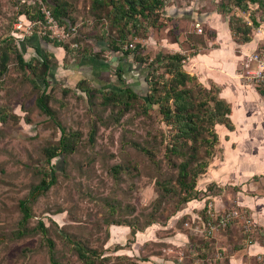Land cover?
<instances>
[{
	"label": "rangeland",
	"instance_id": "obj_1",
	"mask_svg": "<svg viewBox=\"0 0 264 264\" xmlns=\"http://www.w3.org/2000/svg\"><path fill=\"white\" fill-rule=\"evenodd\" d=\"M28 1L66 9L64 21L72 29L61 41L69 52L38 32L10 41L17 37L15 22ZM159 14L157 26L130 33L124 49L141 43L149 61L158 51L182 53L186 69L196 74L193 58L201 50L222 48L231 40L254 44L237 64L246 89L245 98L234 100L239 141L232 142L223 133L225 126L216 125L220 140L209 158L200 152L209 165L197 178V198L189 202H181L175 192L181 157L166 153L174 128L158 106L144 114L139 102L129 108L106 105L102 93L88 97L81 90L91 82L106 90L123 87L116 74L122 66L127 82L146 92L148 64L139 65L132 52L127 56L108 46L118 33L106 9H95L93 0H0V60L9 44L27 60L47 54L53 66L51 116L36 105L44 82L37 88L14 52L8 71L0 74V107L18 116L0 122V264H87L74 242L96 250L94 264H264V94L259 91L264 81L255 82L251 74L261 67L257 61L244 62L245 54L264 49V6L166 0ZM91 50L101 53L99 59L84 58ZM210 82L203 83L211 87ZM253 89L259 92L256 97L250 94ZM63 130L74 140L72 149L52 159L57 180L32 204L30 232L17 234L20 201L42 179L49 167L47 148L59 144ZM231 213L227 224L220 223ZM40 221L47 234L38 230Z\"/></svg>",
	"mask_w": 264,
	"mask_h": 264
},
{
	"label": "trees",
	"instance_id": "obj_2",
	"mask_svg": "<svg viewBox=\"0 0 264 264\" xmlns=\"http://www.w3.org/2000/svg\"><path fill=\"white\" fill-rule=\"evenodd\" d=\"M249 2H259L264 6V0H234V3L242 9L247 8ZM165 3L166 0H93L95 9H106L110 25L118 33L117 39L108 41L109 48L113 52L122 51L127 56L132 52L139 65L148 64L146 73H144L146 92L141 93L127 82L122 66L117 67L116 74L124 84L123 87L106 90L102 86L92 84L87 77H84L83 80L85 82L86 80L90 81L92 86L82 85L81 90L88 97L92 96L93 91L102 93L103 102L106 105H123L125 108H129L133 103L139 102L144 114H149L154 106H158L164 121L174 128L171 140L166 145V153L181 157V161L177 163L179 191L175 190V192L180 195L181 202H189L197 198L200 192L197 189V178L206 171L209 165L208 159H203L200 152L204 151L208 158L213 155L215 146L220 140L216 130L217 124L224 125L230 131L235 129V124L231 117L232 103L221 96V86L211 80V87H208L198 78V75L190 73L185 67L187 60L185 55L179 52L158 51L155 57L149 61L142 53L143 46L141 43L124 49L125 44H128L127 38H129L130 33L138 32L140 27L147 30L148 25L157 26L159 11L163 9ZM38 4L37 1L35 3L29 1L28 4L24 5L25 8L21 9L19 15L26 14L31 18L42 17L41 6L39 4L37 8ZM33 7H36V11L31 13L30 9ZM50 10L54 17L71 32V25L64 21L66 9L57 4ZM44 38L46 41L64 48L67 52L70 51L69 45L61 40L50 37ZM13 40L16 39L10 38L11 42ZM249 40H251L250 37L244 38V41ZM11 51L16 54L19 65L25 70H30L33 74L31 80L37 88H41L40 80L44 82L45 87L40 90V94L36 98V105L43 113L51 116L53 112L49 105L48 87L50 85L49 75L53 66L48 55L40 54V59L27 60L19 47L7 44L1 53V75L8 71ZM100 54L91 50L83 56L84 58L99 59ZM259 91L264 94V88L260 87ZM17 118L15 113L7 112L0 107V122L6 123ZM94 136L95 132L93 131L91 132V139ZM73 141L71 134L63 130L59 144L47 148L49 167L43 171L42 179L32 186L29 195L20 201L21 218L17 234L26 235L30 232L29 222L34 216L32 204L45 194L57 180L55 165L51 163L52 159L71 150ZM141 149L150 152L147 147L141 146ZM38 226V230L47 234L48 228L43 221H40ZM49 244L52 252L51 258L53 262L57 263L53 253L54 242L49 240ZM74 244L79 257L87 264H94L97 256L96 250L79 242H74Z\"/></svg>",
	"mask_w": 264,
	"mask_h": 264
},
{
	"label": "crops",
	"instance_id": "obj_3",
	"mask_svg": "<svg viewBox=\"0 0 264 264\" xmlns=\"http://www.w3.org/2000/svg\"><path fill=\"white\" fill-rule=\"evenodd\" d=\"M252 47H254L253 43L240 45L231 40L225 43V46H222V48L221 46L207 47L193 58L196 75L198 74L203 82L212 80L218 83L222 88L221 96L232 103L231 117L237 127L239 126L234 117V100L245 98L242 95L246 93V89L240 81V76L237 74V64L243 58V54L247 53ZM201 70H204V72L202 73ZM250 94L256 97L259 92L253 89L250 90ZM244 102L246 103L245 99ZM223 133L230 134L232 142L239 141L237 129L230 131L226 128Z\"/></svg>",
	"mask_w": 264,
	"mask_h": 264
},
{
	"label": "built area",
	"instance_id": "obj_4",
	"mask_svg": "<svg viewBox=\"0 0 264 264\" xmlns=\"http://www.w3.org/2000/svg\"><path fill=\"white\" fill-rule=\"evenodd\" d=\"M22 2H26V0H22ZM41 12L42 17L31 18L26 14H22L18 17L14 28V36H17L15 37L16 40L18 38L23 41L36 32L43 37L45 36L58 40H62L69 35L70 31L54 17L50 9L45 6H41ZM196 26L198 31H202L200 24H197ZM253 60L257 61L261 67L259 66L260 68L255 69L251 74L255 82L261 83L264 81V49L261 53L254 52L244 55V62L247 66H249L250 62ZM248 72H251V70H248ZM234 215L235 214L231 213L223 216L220 223L224 225L227 224L234 217ZM210 227L215 229V226L210 225Z\"/></svg>",
	"mask_w": 264,
	"mask_h": 264
}]
</instances>
